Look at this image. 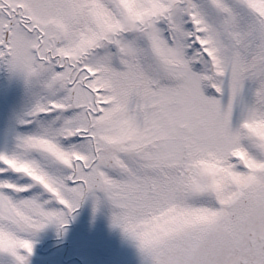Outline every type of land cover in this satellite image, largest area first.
<instances>
[{"label": "snow or ice", "instance_id": "1", "mask_svg": "<svg viewBox=\"0 0 264 264\" xmlns=\"http://www.w3.org/2000/svg\"><path fill=\"white\" fill-rule=\"evenodd\" d=\"M0 258L84 203L141 264H264V0H0Z\"/></svg>", "mask_w": 264, "mask_h": 264}, {"label": "rangeland", "instance_id": "2", "mask_svg": "<svg viewBox=\"0 0 264 264\" xmlns=\"http://www.w3.org/2000/svg\"><path fill=\"white\" fill-rule=\"evenodd\" d=\"M74 216L63 235H58L55 225L39 233L31 259L34 264L38 263L37 258L50 261L49 264H141L132 242L110 226L107 209L94 215L91 203L86 202Z\"/></svg>", "mask_w": 264, "mask_h": 264}, {"label": "flooded vegetation", "instance_id": "3", "mask_svg": "<svg viewBox=\"0 0 264 264\" xmlns=\"http://www.w3.org/2000/svg\"><path fill=\"white\" fill-rule=\"evenodd\" d=\"M38 263L37 264H49L50 261H46L44 259L37 258ZM51 263V262H50Z\"/></svg>", "mask_w": 264, "mask_h": 264}]
</instances>
